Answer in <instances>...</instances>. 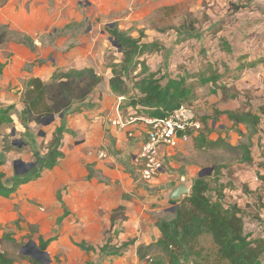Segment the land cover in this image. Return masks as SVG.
<instances>
[{
	"label": "crops",
	"instance_id": "1",
	"mask_svg": "<svg viewBox=\"0 0 264 264\" xmlns=\"http://www.w3.org/2000/svg\"><path fill=\"white\" fill-rule=\"evenodd\" d=\"M142 1L144 0H2L0 24L9 25L11 29L31 37L35 41L36 51L11 41L6 43L9 56L5 58L0 46V64H3L0 68V113L10 107L14 111L23 112L25 105L22 94L31 78L38 77L48 81L57 71L68 72L80 68L96 70L101 63L99 41L95 33H89L92 26L86 33L61 34L62 37H56L55 44L51 43L52 39L45 44L44 36L60 35L57 33L59 30H65L73 23L96 20L122 10L128 9V12L132 5ZM174 4L176 3L168 0L161 6ZM251 13L253 14L248 17L249 20L252 19L249 23L252 25V29H249L252 39L222 43L229 60L236 61L232 67L230 62V67L225 68L224 72L217 71L221 78L216 84L226 88L216 89L211 83L209 89H216V94H210L206 88L197 90V99L193 104L202 121L206 115L212 113H204L198 108L199 91L204 92L203 96L217 95L221 100V108L223 107L221 111L231 110L227 105L232 103L237 104L233 111H238L243 106L245 111L256 113L258 107H264V7L258 6ZM129 16L122 15L117 20L127 22L131 17ZM70 44L72 45L69 46ZM226 47L230 52H226ZM39 59L43 61L29 67ZM211 64L217 70L218 65ZM111 78L97 87L79 111L66 115L64 121L60 117L58 128H64L60 148L63 158L58 159L52 169H44L35 182L31 181L18 188L38 189L35 197L43 202L44 207L41 213H36L37 209L29 208L28 221L30 224L36 222L40 225L34 238L38 247L41 241L52 239L44 250L51 259L50 264H148L141 260L139 248L152 247L161 238L155 205L158 202L157 195L164 193L165 189H154L153 185L144 184L138 160L146 140L147 127L142 122L133 124L128 130L134 136L128 137L127 130L112 124L115 120L125 119L133 114L148 113L139 106L131 105H128L126 111L120 110L123 101L141 94L134 88V83L132 88L128 85L124 76L129 94L118 93L111 87ZM220 115H216L219 120L211 121L213 137L210 141L214 150L221 152L222 149L226 152L228 145L244 146L237 135L234 140L226 139L227 126L231 133L237 127L227 115ZM262 118L264 115L260 116V121ZM203 124V130L208 128L205 120ZM242 126L252 128L247 124ZM261 129L255 141V147L259 149V159L254 156L251 144L244 146L250 150L253 166H248L241 156L227 152L230 155L229 160L240 162L244 168L235 173L234 162L226 163V157L215 158L226 161L219 164V177L229 172L230 176L237 178L242 189L249 188V178H252L250 168L254 167L256 161L264 159L262 124ZM201 131L191 135L189 141ZM242 133L244 132L240 131V136ZM189 141H180L177 147L162 146L160 153L163 162L172 159L177 150L183 152ZM102 151L108 154L106 158L99 156ZM174 164L171 161V167ZM157 177V184L170 180L172 186L168 197L172 188L179 185L173 183L174 176L164 169ZM218 182L219 187L226 186L223 185V180ZM253 186L251 188L254 189ZM226 189L227 187L224 192L228 191ZM27 190L25 195L30 194ZM119 208L124 210L113 221V214ZM2 238L3 236L0 241ZM15 264L32 263L19 260Z\"/></svg>",
	"mask_w": 264,
	"mask_h": 264
},
{
	"label": "rangeland",
	"instance_id": "2",
	"mask_svg": "<svg viewBox=\"0 0 264 264\" xmlns=\"http://www.w3.org/2000/svg\"><path fill=\"white\" fill-rule=\"evenodd\" d=\"M167 1L144 0L137 5H132L128 12L127 9L113 15L101 16L96 20L89 19L80 24L73 23L67 26V29L59 30L57 33L60 35L44 36L43 41L46 44L52 39L51 43L55 44L56 37H62L61 34L86 33L87 29L92 26L89 33H95L100 45L99 60L101 63L97 66L96 71L103 77V81H107L109 77L124 76L132 88V83L144 75L145 68L147 75L152 74L156 78L167 80L168 77H191L189 79L193 80V76L206 70L207 65L211 62L216 63L217 71L221 72L230 67V62L231 67L234 65L236 61L229 60L222 43L251 40L252 33H249V29H252V25L250 26L249 23L252 19L249 20L248 16L253 14L251 12L258 6L264 7V0H253L252 2L248 0H171L176 4L161 6ZM1 6L2 0H0V8H2ZM235 6H241L243 9L234 12ZM122 15L129 16V20L127 22H123L121 19L117 20ZM114 32L122 33L127 38L144 46V53L137 55L138 64L134 71L124 70V55L117 44L114 45L116 43V38L112 35ZM42 61L39 59L29 67ZM202 93L204 92L199 91L200 99L197 105L204 113H212V115H206L208 118H204L208 128L202 129L199 135L193 137L183 152L177 150L172 159L165 160L163 169L169 175L174 176L172 179L174 184L186 183L190 190L195 178L198 176L207 178L212 195L221 190L227 203L237 204L243 209L246 233L252 232L264 236V184L261 179L264 176V159L256 161L254 167L250 168L249 172L252 178H249L248 189H242V185L237 183V178L230 176L229 172L215 179L218 175L215 173L216 167L220 168L219 164L226 162L215 158L226 157L224 158L228 160L226 163L234 162L235 173L241 172L244 167L240 162L229 160L230 155L222 149L221 152L214 150L213 143L210 141L213 137L211 121L212 119L213 121L219 120L216 118V113L223 112L221 111L223 107L221 108V100L217 95L203 96ZM128 105L129 100L123 101L120 110L126 111ZM227 106L231 108L227 111H233L237 104L232 103ZM82 107H79L78 111ZM0 114L4 116L0 127V182L8 185L19 178L31 175L35 169L41 168L57 130L61 128L63 132L64 128H58L60 116H55L51 122L45 120L39 125H25L21 119L22 113L14 111L12 107L1 110ZM61 118L64 121L65 117L61 116ZM261 124L264 126V118L257 127L244 128L242 124H235L237 128L232 129V133L227 126L226 139L234 140L237 135L239 139H242L241 144L252 145L254 156L259 159V149H256L255 141L262 131ZM215 130L217 131V129ZM240 131L244 132L242 136H240ZM16 140L23 141V146H14L13 142ZM17 161L34 166L28 173L17 175L15 171V162ZM171 161L175 162L173 167L170 165ZM45 170H41V173ZM157 178L150 182H144V184L153 185L154 189H165L164 193L157 195L158 202L155 205V210L158 222L169 221L176 210V208L173 210L174 205L168 197L172 184H170V180L157 184L155 181ZM217 180H223V185L226 186L219 187ZM252 186L254 189L251 188ZM225 187L228 190L226 192H224ZM26 190L17 189L8 199L0 196V237L4 238L2 249L13 254L19 251L17 247L19 242L22 244L34 242L37 245L34 238L37 236L40 225L36 222L30 224L28 209L34 208L37 209L36 213H41L44 206L43 202L37 199V196L35 197L38 189L32 187L28 189L29 197L25 195ZM7 215L11 217L8 218ZM27 221L28 225L26 226ZM140 250V256L144 255L141 260L148 264H169L168 258L172 249L166 250L156 244L148 248L140 247ZM217 253V246L212 236L206 233L200 238L196 253L190 258L183 257V260L188 264L193 262L227 264L219 259Z\"/></svg>",
	"mask_w": 264,
	"mask_h": 264
},
{
	"label": "trees",
	"instance_id": "3",
	"mask_svg": "<svg viewBox=\"0 0 264 264\" xmlns=\"http://www.w3.org/2000/svg\"><path fill=\"white\" fill-rule=\"evenodd\" d=\"M248 1L251 2L252 0ZM241 9H243L241 6H235L234 12ZM112 35L122 46L124 70L127 72L134 71L138 64L137 55L144 53V46L127 38L122 33L114 32ZM11 41L29 46L33 50L36 49L35 41L31 37L21 31L11 29L9 25L0 24V46L5 58L9 56L6 51V43ZM226 52H230L227 47ZM2 67L3 64H0V68ZM193 77V80H190L191 77H168L167 80H164L156 78L152 74L147 75L145 68L144 75L133 82L134 88L141 95L129 97V105L139 106L149 116L164 117L183 103L193 104L197 99L198 89L206 88L210 94H216V89L226 88L224 85L216 84L221 75L218 74L217 70H214L212 64H208L206 70ZM110 82L111 87L118 93L129 94L123 76H114ZM102 83L103 77L93 68L73 69L68 72L57 71L48 81H43L38 77L31 78L27 81L22 94L25 109L21 119L25 125H39L52 116L65 117L72 114L78 111L79 107L85 105ZM211 83L216 89H209L208 86ZM219 114L227 115L235 124L257 126L260 122V116L264 115V107H260L256 113L245 111L244 107L241 106L238 111L216 113V115ZM3 118L4 116L0 115V127ZM62 133V129L59 128L51 142L46 159H43L41 168L35 169L31 175L19 178L8 185L0 182L1 197L10 198L19 186L38 179L41 170L53 168L58 159L63 158L60 151ZM226 152H230L234 156H241L250 167L254 164L250 158L248 147H231L228 145ZM218 171L219 168L216 167L215 173ZM207 180V178L200 176L195 178L189 195L178 202L172 219L158 222L161 238L157 245L166 250L172 249L168 263L188 264L183 260V257L190 258L194 255L200 244V238L207 233L212 236L217 246L218 257L222 262L227 264H264V236L252 232L246 233L243 209L237 204L227 203L221 190L212 195ZM262 181L264 182V178ZM123 210V208H119L115 211L113 221ZM51 241L52 239L47 242L41 241L39 249L44 251ZM0 243L2 246L4 238L1 239ZM21 244L19 243L17 246L19 251L16 254L2 249L0 264H15L19 260H28L32 264H43L21 255L20 251L26 245ZM141 258H144V255H141ZM192 264L201 263L193 262Z\"/></svg>",
	"mask_w": 264,
	"mask_h": 264
},
{
	"label": "built area",
	"instance_id": "4",
	"mask_svg": "<svg viewBox=\"0 0 264 264\" xmlns=\"http://www.w3.org/2000/svg\"><path fill=\"white\" fill-rule=\"evenodd\" d=\"M142 122L147 127L146 140L142 146L138 160L141 165V178L150 182L163 170L160 148L162 146L177 147L179 142H188L191 135L203 129V122L199 117L194 104L183 103L164 117H152L146 114H133L112 122L128 131V137L134 133L128 128L133 124ZM101 158H106L105 151L99 153Z\"/></svg>",
	"mask_w": 264,
	"mask_h": 264
},
{
	"label": "water",
	"instance_id": "5",
	"mask_svg": "<svg viewBox=\"0 0 264 264\" xmlns=\"http://www.w3.org/2000/svg\"><path fill=\"white\" fill-rule=\"evenodd\" d=\"M116 43H114V45L117 44V47L120 49V51L122 50V46L118 44L117 40H115ZM61 117V116H60ZM55 118V116H52L50 118L45 119L48 122L53 121ZM44 120V121H45ZM43 121V122H44ZM48 124V123H47ZM13 145L16 147H22L23 146V141H14ZM33 164L30 165H26L25 163H23L22 161H17L15 162V171L17 175H24L26 173H28V171L33 167ZM202 177V176H200ZM190 193V188L187 186L186 183H180L178 186L174 187L171 190V193L169 195V199L171 201V203L174 205V209L178 207V202L181 201L184 197L188 196ZM21 255H24L26 257L32 258L40 263L43 264H50L51 263V259L49 258V255L47 252L42 251L39 249V247L36 245V243L34 242H30L28 244H26L22 250L20 251Z\"/></svg>",
	"mask_w": 264,
	"mask_h": 264
},
{
	"label": "bare ground",
	"instance_id": "6",
	"mask_svg": "<svg viewBox=\"0 0 264 264\" xmlns=\"http://www.w3.org/2000/svg\"><path fill=\"white\" fill-rule=\"evenodd\" d=\"M81 69V68H80ZM73 70V69H72Z\"/></svg>",
	"mask_w": 264,
	"mask_h": 264
}]
</instances>
